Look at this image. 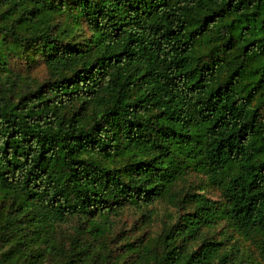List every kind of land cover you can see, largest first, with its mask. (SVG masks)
Segmentation results:
<instances>
[{
    "label": "trees",
    "instance_id": "obj_1",
    "mask_svg": "<svg viewBox=\"0 0 264 264\" xmlns=\"http://www.w3.org/2000/svg\"><path fill=\"white\" fill-rule=\"evenodd\" d=\"M0 264H264V0H0Z\"/></svg>",
    "mask_w": 264,
    "mask_h": 264
},
{
    "label": "rangeland",
    "instance_id": "obj_2",
    "mask_svg": "<svg viewBox=\"0 0 264 264\" xmlns=\"http://www.w3.org/2000/svg\"><path fill=\"white\" fill-rule=\"evenodd\" d=\"M24 62L19 61L18 66L24 67ZM30 72L32 76H34L39 82L45 80L48 77L47 69L44 64H36L32 65L30 68ZM189 184L191 186V191H201L211 200H219L220 193L217 188L207 183L204 176L200 172L192 171L189 176L186 178V186ZM152 208V207H151ZM154 210H156L157 217L152 220L150 226H145L147 232L153 233L160 228V218H164V215L168 213V211H174L170 205H164V203H157L153 206ZM139 218V213L133 209H125L119 217H115V225H118L119 228L117 230H131L133 232H141L143 227H139L140 223L143 222L142 219ZM165 219V218H164Z\"/></svg>",
    "mask_w": 264,
    "mask_h": 264
}]
</instances>
